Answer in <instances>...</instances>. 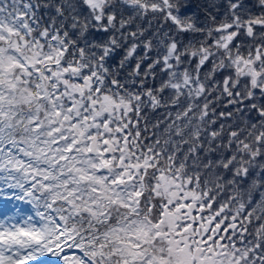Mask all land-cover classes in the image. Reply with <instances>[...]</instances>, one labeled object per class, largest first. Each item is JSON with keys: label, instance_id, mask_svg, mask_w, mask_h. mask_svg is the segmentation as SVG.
Here are the masks:
<instances>
[{"label": "snow or ice", "instance_id": "1", "mask_svg": "<svg viewBox=\"0 0 264 264\" xmlns=\"http://www.w3.org/2000/svg\"><path fill=\"white\" fill-rule=\"evenodd\" d=\"M0 264H264V0H0Z\"/></svg>", "mask_w": 264, "mask_h": 264}]
</instances>
